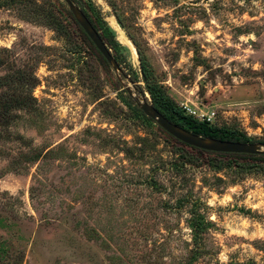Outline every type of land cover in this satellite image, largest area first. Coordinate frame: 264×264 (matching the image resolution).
<instances>
[{"label":"rangeland","instance_id":"374dc122","mask_svg":"<svg viewBox=\"0 0 264 264\" xmlns=\"http://www.w3.org/2000/svg\"><path fill=\"white\" fill-rule=\"evenodd\" d=\"M76 1L114 32L121 72L37 9L63 0H0V264H190L195 218L208 255L192 264L264 262V169L135 110L153 104L140 49L179 108L264 143V0Z\"/></svg>","mask_w":264,"mask_h":264},{"label":"trees","instance_id":"16d2710c","mask_svg":"<svg viewBox=\"0 0 264 264\" xmlns=\"http://www.w3.org/2000/svg\"><path fill=\"white\" fill-rule=\"evenodd\" d=\"M73 1L77 3L76 0H73ZM62 6L61 5L57 6L59 7L57 9L55 4H51L49 7L37 6V9L44 11L47 17H49L53 21V23L57 24L59 28H63L62 23L65 21H70V23L74 24V26L76 27V31L80 35L83 42L86 45L90 46L92 49L96 50L101 61H103L104 63H107L105 59L103 58V56L100 54V52L97 50V48L94 46L90 38L86 35L84 30L76 22L72 13L67 8H63ZM81 9L84 11L86 16L89 18V20L91 21L95 29L100 33L101 37L103 38V40L105 41L109 49L112 50L114 57L119 63L120 59L123 58V56L121 54V51H122L121 45L116 40L114 32L105 25L101 17L95 12V9L92 6H85V5L82 6L81 5ZM67 25H69L68 22H66V28H67ZM139 53H140L141 64H142V74L147 84L148 91L150 92L153 98V105L168 120H170L172 123L179 125L180 127H183L184 129L196 135H199V136L210 137V138L226 140V141H237V142H243V143H249V144L255 143V141L247 138L246 136L240 133L214 127L213 125L199 122L195 118L186 115L184 111L181 108H179L175 104V102H173V100L170 99L169 96H167L166 92L164 91L162 86H160V84L150 83L149 81V69L150 68L147 64L146 57L143 54V52H141L140 49H139ZM22 76L24 75L22 74ZM133 79L137 81L138 77L134 74ZM141 92L144 95V92L143 91ZM129 99H130V102L128 103H130V105L135 104L134 100H131V97ZM13 101H15V105L13 106H16V103L18 100H13ZM135 110L139 112L145 119L153 122L152 120L147 118L140 109L136 107ZM8 111H9V106H4V108H0V125L6 121L5 114ZM176 141L181 146L190 148L193 151L201 155L205 154L208 157H211L213 160H225L227 164L239 165L240 167H243V168L247 167L251 169L252 168H259L262 170L264 169V155L224 154V153L206 152V151H202V150L190 147L186 144L179 142L178 140ZM192 228H193L194 236H193V249L191 250V254H190V261H189L190 264L195 263L208 255V249L205 245L206 232H205L204 224L202 225L201 222H199L198 219L195 218V222L192 223ZM230 264H264V262L259 263L256 260H248L244 262H231Z\"/></svg>","mask_w":264,"mask_h":264},{"label":"water","instance_id":"95a60500","mask_svg":"<svg viewBox=\"0 0 264 264\" xmlns=\"http://www.w3.org/2000/svg\"><path fill=\"white\" fill-rule=\"evenodd\" d=\"M63 1L68 6V9L72 13L76 22L90 38L105 61L116 73L121 72L120 65L114 57L112 51L107 46L100 33L95 29L84 11L76 5L73 0ZM126 90L131 98L135 97L131 88L128 87ZM135 102L147 118L155 122L167 134L190 147L214 153L264 155V143L249 144L199 136L184 129L183 127H180L179 125L172 123L162 113H160L159 110H157V108L147 100V98H143L142 100L137 98L135 99Z\"/></svg>","mask_w":264,"mask_h":264},{"label":"built area","instance_id":"2783aa9c","mask_svg":"<svg viewBox=\"0 0 264 264\" xmlns=\"http://www.w3.org/2000/svg\"><path fill=\"white\" fill-rule=\"evenodd\" d=\"M183 111L186 115L191 116L198 120L199 122L207 123L209 125H214L216 119H217V112L212 110L208 107H200V106H189L184 105Z\"/></svg>","mask_w":264,"mask_h":264},{"label":"bare ground","instance_id":"6f19581e","mask_svg":"<svg viewBox=\"0 0 264 264\" xmlns=\"http://www.w3.org/2000/svg\"><path fill=\"white\" fill-rule=\"evenodd\" d=\"M114 22V21H113ZM123 35V34H122ZM124 44H126V45H128V46H130V47H132V45L125 39V38H123V41H122Z\"/></svg>","mask_w":264,"mask_h":264}]
</instances>
